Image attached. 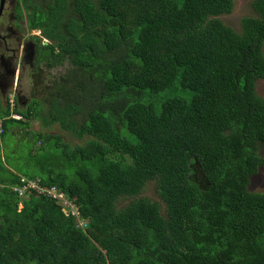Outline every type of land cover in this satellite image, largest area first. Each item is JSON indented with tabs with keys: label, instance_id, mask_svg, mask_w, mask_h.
I'll return each instance as SVG.
<instances>
[{
	"label": "trees",
	"instance_id": "trees-1",
	"mask_svg": "<svg viewBox=\"0 0 264 264\" xmlns=\"http://www.w3.org/2000/svg\"><path fill=\"white\" fill-rule=\"evenodd\" d=\"M233 2L23 0L51 42L41 59L73 70L47 111L15 101L10 120L0 104V264H264V188L249 189L264 166V0L240 31L218 18ZM8 134H29L32 173L2 165ZM21 176L85 226L49 194L15 195ZM152 181L160 201L139 196Z\"/></svg>",
	"mask_w": 264,
	"mask_h": 264
},
{
	"label": "rangeland",
	"instance_id": "rangeland-1",
	"mask_svg": "<svg viewBox=\"0 0 264 264\" xmlns=\"http://www.w3.org/2000/svg\"><path fill=\"white\" fill-rule=\"evenodd\" d=\"M46 1L48 0H35V6L39 7L40 9L41 7L44 8L46 5ZM23 10H24L23 19L27 25V21H26L27 7H25L24 5H23ZM246 16H255V12L252 8V0H234L232 11L228 14L219 15L218 18L222 20L226 25L231 26L235 31H240L242 27L241 21ZM27 29H30L28 25H27ZM29 31L30 30H28L27 32ZM35 33H37L40 41L43 42V44L38 43L37 46H35L34 41L29 42V43H32L33 45L32 52L34 53V50H35V53H36L35 58L37 57V61L42 60L41 59L42 57H44L46 60L54 58L53 55H50V53L48 52L47 47H46V50L42 49V46L44 45L47 46L51 42L44 37L43 38L40 37L41 31L40 32L38 31ZM53 46H54V51L59 53L61 49L60 46L57 44H53ZM263 51H264V46H263ZM38 52H39V55H38ZM66 68H68L67 72H66ZM72 70H73V67L71 66L70 62L65 57L62 58L59 63L53 64L50 67L43 65L41 68V72L38 76V81L36 82V85L32 86L34 87V90L37 93L35 92L36 93L35 94L32 91L31 93L32 96L30 98L27 95L28 91H22L21 93L26 94V97L22 98L21 100L22 105H26V103L30 102V100L32 99H39V101H42V104H43L41 105L42 110L44 109L45 111H47V108L49 107L50 96L49 94H43V91L47 90L45 86L56 85L57 84L56 82L59 81V79H61L60 75L64 74V78L60 82L59 88L60 89L61 87L63 89L68 88L69 87L68 82L70 81V77H68L67 74L72 72ZM45 75L48 77L47 80L45 78ZM21 80H23V76L21 77ZM26 87L28 88V90L30 89L31 87L30 81L27 82ZM257 94L259 96H264V79L257 82ZM61 95H63V93ZM6 97H2V102H0L1 107L8 109V117L10 118V120L11 119L19 120L21 118V115L14 112V106H12L10 102V98H13V97L9 95H6ZM13 100L15 104V99L13 98ZM2 120L3 119H0V135L2 133V130H1ZM30 125L31 126H29L28 131L30 130L31 134H32V130L39 129L40 131H43V132L45 131L49 133H59L62 136V138L65 141L69 142L70 144H83L85 141V139L79 140L71 136L69 133L63 132L62 130H60L59 126L55 124H51L50 126H44L42 122L40 121H37V123L30 121ZM16 132H18L19 138H21L22 134L25 132V129L19 128V129H16ZM27 136H29V134H27ZM27 136L25 134V136H23V139H20V141H18L15 137H13V134H8V136L5 139V144H7V150L5 152V156L3 155L1 158V163L5 167H10L8 168L10 171L12 170L14 172V170L18 169V170H21L22 172H27V173L33 172L31 165L33 164L34 160L31 156L30 151L27 148V141H26ZM0 145L3 146L1 142V138H0ZM14 149H15V152H12ZM3 170L6 171L5 169H2L1 173ZM34 182L36 181L26 180L25 177L21 176L20 177L21 185H18V184L12 185L10 186V189L19 198H24L28 195V191L32 190L31 188L24 189V186H30V183L34 185ZM154 186H155L154 181L148 182L146 188L143 189V191L139 194V196L148 197L153 201L155 200L160 201L155 193ZM263 188H264V166L258 169V172L251 178L250 185H249V189L252 191H261ZM60 194L62 195L61 200L55 203L63 205V207L61 206L60 208L62 214L68 218H71L69 214H73L77 219L76 221L78 222L77 225L85 226V223L80 218V213L77 210V207H75L72 204V202L67 200L65 198V195L62 192ZM127 202L128 201H126L125 199H121L119 200L118 205L122 206L126 204ZM19 207L18 209H20Z\"/></svg>",
	"mask_w": 264,
	"mask_h": 264
},
{
	"label": "flooded vegetation",
	"instance_id": "flooded-vegetation-1",
	"mask_svg": "<svg viewBox=\"0 0 264 264\" xmlns=\"http://www.w3.org/2000/svg\"><path fill=\"white\" fill-rule=\"evenodd\" d=\"M31 1L34 7L35 0ZM23 15V0H0V102L2 97L9 95L20 105L22 98L26 97L21 92L28 91L27 95L31 98L32 91L36 92L32 86L36 85L42 66L50 67L45 61H37L35 50L32 52L33 45L29 43L34 41L35 46L38 43L43 44L35 33L42 29H27ZM28 30L30 31L27 32ZM22 76L24 81L21 80ZM60 76L59 81L54 80L56 85L45 86L47 90L43 94H49L51 99L60 94L59 84L64 74ZM45 78L47 80L48 77L45 75ZM28 81L31 82L29 90L26 87Z\"/></svg>",
	"mask_w": 264,
	"mask_h": 264
},
{
	"label": "bare ground",
	"instance_id": "bare-ground-1",
	"mask_svg": "<svg viewBox=\"0 0 264 264\" xmlns=\"http://www.w3.org/2000/svg\"><path fill=\"white\" fill-rule=\"evenodd\" d=\"M40 187V191H36L37 193H42V194H49L52 197L56 198L57 200H59V195H58V190L56 187L51 186V187H42L41 185H39Z\"/></svg>",
	"mask_w": 264,
	"mask_h": 264
},
{
	"label": "built area",
	"instance_id": "built-area-1",
	"mask_svg": "<svg viewBox=\"0 0 264 264\" xmlns=\"http://www.w3.org/2000/svg\"><path fill=\"white\" fill-rule=\"evenodd\" d=\"M10 102H11L12 106H14L13 98H10ZM28 188H31L32 190H35V191H40V187H39V184L37 182H34V185H32L30 183V186H24V189H28ZM58 195H59V200L58 201H60L61 198H62V195L59 192H58Z\"/></svg>",
	"mask_w": 264,
	"mask_h": 264
},
{
	"label": "clouds",
	"instance_id": "clouds-1",
	"mask_svg": "<svg viewBox=\"0 0 264 264\" xmlns=\"http://www.w3.org/2000/svg\"><path fill=\"white\" fill-rule=\"evenodd\" d=\"M67 69V68H66Z\"/></svg>",
	"mask_w": 264,
	"mask_h": 264
}]
</instances>
